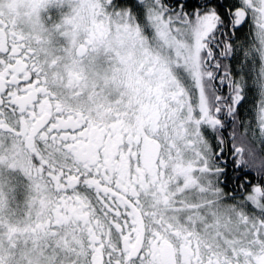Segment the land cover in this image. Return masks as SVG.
<instances>
[{
  "label": "snow or ice",
  "instance_id": "snow-or-ice-1",
  "mask_svg": "<svg viewBox=\"0 0 264 264\" xmlns=\"http://www.w3.org/2000/svg\"><path fill=\"white\" fill-rule=\"evenodd\" d=\"M0 264H264V0H0Z\"/></svg>",
  "mask_w": 264,
  "mask_h": 264
}]
</instances>
